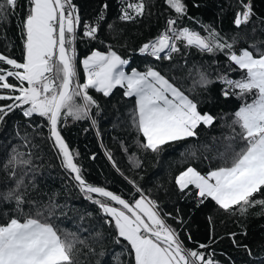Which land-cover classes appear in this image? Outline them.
<instances>
[{
	"label": "trees",
	"instance_id": "obj_1",
	"mask_svg": "<svg viewBox=\"0 0 264 264\" xmlns=\"http://www.w3.org/2000/svg\"><path fill=\"white\" fill-rule=\"evenodd\" d=\"M140 2L70 0L74 15L79 17L74 42L79 80L85 83L82 57L95 50L115 51L128 61L127 70L159 71L196 103L198 112L214 117L212 125L201 123L195 137L171 141L152 152L142 147L146 138L131 124L135 97L125 95V89L118 85L107 96L89 88L88 94L98 107L93 106L82 119L62 113L57 127L87 183L105 187L130 203L141 196L155 201L156 210L186 249L204 253L213 264H264V206L249 207L243 214L239 206L226 210L211 197L199 196L194 185L181 190L176 182L190 166L202 175L227 166L231 160L225 161L226 154L230 152L233 157L232 149L238 151L242 146L234 113L245 101L251 102L252 94L236 95L239 90L234 92L222 77L239 80L244 71L229 60L227 49L205 52L182 40L175 41L179 51L171 58L138 53L142 45L164 33L170 19L176 21L178 29L188 28L202 36L214 31L221 42L235 41L237 53L241 49L264 51V0H181L183 13H177L167 0H142L143 14L138 15L128 5ZM244 4L250 5L252 14L246 24L237 26L234 21L244 11ZM30 7L29 0H17L15 9L0 13V54L20 63L25 59L22 21ZM125 11L131 19H122ZM89 26L97 29L95 38L85 35ZM70 35L66 33V37ZM72 45L66 43L69 54ZM201 74L207 83L201 81ZM9 83L19 86L14 77H9ZM0 95L19 93L0 90ZM76 100L80 103L79 97ZM15 103L0 100V107L7 112L0 120V224L41 212L62 236L77 238L74 264H135L130 245L118 237L114 220L96 201L122 207L99 194L82 191L54 145L47 117L37 113L25 116L24 104L9 111L7 105ZM225 144L232 148L224 150ZM16 153L31 163L5 168ZM21 178L23 184L16 195H22L24 202L18 211L15 197L5 196L16 189ZM259 198H264V190L253 197Z\"/></svg>",
	"mask_w": 264,
	"mask_h": 264
},
{
	"label": "snow or ice",
	"instance_id": "obj_2",
	"mask_svg": "<svg viewBox=\"0 0 264 264\" xmlns=\"http://www.w3.org/2000/svg\"><path fill=\"white\" fill-rule=\"evenodd\" d=\"M29 3L31 7L22 21L26 37L24 62L0 54V90L18 92L19 95H0V100L16 102L7 105L9 111L24 104L30 105L24 112L25 116L37 113L47 117L54 145L63 156L64 166L75 174L74 179L81 190L88 194H99L122 206L117 208L96 201L103 212L114 220L118 237L130 245L135 264H213L211 259L205 258L204 253L183 246L175 230L161 219L155 201L141 196L130 203L103 187L87 183L74 163L73 154L57 130V125L62 113L65 117L71 115L75 119H82L88 117L93 106L98 107L88 94L89 88L107 96L117 85L126 88L125 95L136 97L133 121L146 138L142 147L152 152H158L171 141L195 137L197 126L201 123L211 126L214 117L198 112L196 103L159 71L149 68L144 73L132 71L131 75L126 74L124 65L128 61L115 51L110 50L107 54L95 51L85 58L82 64L87 80L80 83L75 51L73 49L69 54L65 46L75 40L74 35L66 37V33L73 34L79 23L70 0H29ZM167 3L177 13L185 10L181 0H167ZM16 5L17 0H2L0 13L15 9ZM128 7H134L138 15L143 14L142 0ZM243 8L244 11L234 21L237 26L246 24L252 14L249 4H244ZM131 18L125 11L122 19ZM175 23L174 20L168 21L170 26ZM96 31L95 27L89 26L85 35L95 38ZM177 40L205 52L227 49L229 60L244 71V76L239 80L222 77L224 83L234 92L238 89L235 94L240 97L252 94L251 102L245 101L234 113L233 123L240 128L238 135L242 146L238 151L232 149L234 155L231 163L210 170L205 175L190 166L177 177V184L181 190L188 185H195L199 189V196L211 197L226 210L239 206L241 214L249 207L264 206V198L253 199L254 195L264 190V51L256 48L254 54L249 49H241L238 54L233 49L235 41L233 44L221 42L214 31L202 36L188 28H169L153 43L145 44L140 51L150 50L157 59L161 58V53L171 58L173 52L179 51L175 43ZM251 47L255 48V45ZM9 77L19 81V86L9 83ZM201 81L207 83L203 74ZM25 82L27 87L24 86ZM77 97L80 103H77ZM6 114L5 108L0 107V120ZM229 148L232 146L229 145ZM22 157V153H16L5 168L31 163ZM11 175L15 176V172ZM22 184L21 178L16 189L5 196V199L15 197L18 211H22L20 205L24 200L16 192ZM77 242L75 236H62L41 212L35 216L24 215L23 219L12 217L0 224V264H74L73 249ZM204 247L200 245V248Z\"/></svg>",
	"mask_w": 264,
	"mask_h": 264
},
{
	"label": "rangeland",
	"instance_id": "obj_3",
	"mask_svg": "<svg viewBox=\"0 0 264 264\" xmlns=\"http://www.w3.org/2000/svg\"><path fill=\"white\" fill-rule=\"evenodd\" d=\"M170 20H173V19H170ZM168 21H169V20H168ZM169 28L178 29V28H176L175 24H174V25H171V27H170V25L167 23V26H166L165 31L168 30ZM180 29H183V28H180ZM165 31H164V32H165ZM72 35H74V33H73ZM76 37H77V31H76ZM76 37H75V39H76ZM74 42H75V40L73 41V45H72V47L75 49V47H74V46H75V45H74ZM183 43L186 44V42H184V41H183ZM139 49H140V48H139ZM139 49H138V53H140V54H145V53L139 52ZM95 51H98V50H95ZM95 51H93V52H95ZM251 51H252V50H251ZM93 52H92V53H93ZM100 52H101V51H100ZM92 53H91V54H92ZM102 53H105V52H102ZM149 53H151V52H149ZM253 53H254V52H253ZM91 54H89V55H87V56L81 58V60H80V64H81V66H83L82 61H83L85 58H87L88 56H90ZM105 54H107V53H105ZM164 54H165V53H164ZM164 54H160V55H164ZM238 54H239V53H238ZM254 54H255V53H254ZM121 58H122V57H121ZM127 65H128V63H127L126 65H124V71H125L126 74L131 75L132 71H136V70H134V69H132V70H127ZM82 68H83V67H82ZM76 69H77V68H76ZM77 71H78V69H77ZM82 71H83V76H84V69H83ZM137 72H138V71H137ZM140 73H141V72H140ZM84 78H85V77H84ZM79 82L81 83L80 80H79ZM84 82H86L85 79H84ZM117 86H118V85H117ZM123 88H124V87H123ZM124 89H125V91H126V88H124ZM134 97H135V96H134ZM134 102H135V104H136V97H135V101H134ZM28 107H30V105H27V106H26V110H27ZM135 109H136V105H135V108H134V114H135ZM134 114H133V116H131L130 120H131V124H132V126L135 128V130L138 131V128H137L136 124H135L134 121H133ZM138 132H140V131H138ZM226 145H227V144L224 145V150H225V148H227V149L229 148V146H226ZM228 151H229V150H228ZM231 158H232V154L229 152V153H227L226 156H225V161L229 162V161L231 160ZM185 170H186V169H185ZM185 170H184V171H185ZM184 171H183V172H184ZM181 173H182V172H181ZM181 173H180V174H181ZM180 174H179V175H180ZM179 175H178V176H179ZM194 186H195V185H194Z\"/></svg>",
	"mask_w": 264,
	"mask_h": 264
},
{
	"label": "built area",
	"instance_id": "obj_4",
	"mask_svg": "<svg viewBox=\"0 0 264 264\" xmlns=\"http://www.w3.org/2000/svg\"><path fill=\"white\" fill-rule=\"evenodd\" d=\"M73 14H74V13H73ZM170 27H171V26H170ZM74 36L76 37V27H75V29H74ZM153 42H154V41H153ZM153 42H152V43H153ZM150 44H151V43H150ZM144 45H145V44H144ZM144 45H142V47H143ZM142 47H140V49H141ZM73 49H74V48H73ZM140 49H139V52H141ZM74 51H75V49H74ZM149 52H151V51L149 50L148 52H142V53H149ZM77 73H78V72H77ZM84 77H85L84 79L87 80V76H86V73H85V72H84ZM78 80H79V76H78ZM160 217H161V219H163L162 216H160ZM163 220H164V219H163ZM164 222H165V220H164ZM165 224L168 225L166 222H165ZM168 226H169V225H168ZM169 227H170V226H169Z\"/></svg>",
	"mask_w": 264,
	"mask_h": 264
},
{
	"label": "water",
	"instance_id": "obj_5",
	"mask_svg": "<svg viewBox=\"0 0 264 264\" xmlns=\"http://www.w3.org/2000/svg\"><path fill=\"white\" fill-rule=\"evenodd\" d=\"M66 46V45H65ZM161 54H164V53H161ZM57 130L59 131V129H58V127H57ZM60 132V131H59ZM60 135H61V137L63 138V136H62V134L60 133ZM52 139L54 140V138L52 137ZM63 140H64V138H63ZM64 142L66 143V141L64 140ZM67 144V143H66ZM69 148V147H68ZM69 150H70V148H69ZM71 152V151H70ZM75 163V162H74ZM72 175H73V177H74V173H71ZM76 181V180H75ZM77 183H78V181H76ZM79 184V183H78ZM92 185V184H91ZM94 186H97V185H94ZM97 187H102V186H97ZM103 188H105V187H103ZM106 190H108V191H111V190H109V189H107V188H105ZM111 192H113V191H111ZM114 193V192H113ZM114 194H116V193H114ZM116 195H118V194H116ZM122 198V197H121ZM124 199V198H123ZM122 207V206H121Z\"/></svg>",
	"mask_w": 264,
	"mask_h": 264
},
{
	"label": "crops",
	"instance_id": "obj_6",
	"mask_svg": "<svg viewBox=\"0 0 264 264\" xmlns=\"http://www.w3.org/2000/svg\"><path fill=\"white\" fill-rule=\"evenodd\" d=\"M105 53H108V52H105ZM83 67V66H82ZM111 205V204H110ZM111 206H113V207H117V206H114V205H111ZM117 208H120V207H117Z\"/></svg>",
	"mask_w": 264,
	"mask_h": 264
}]
</instances>
